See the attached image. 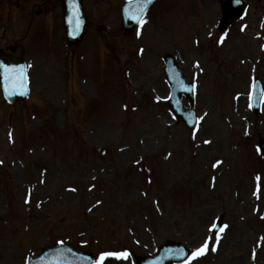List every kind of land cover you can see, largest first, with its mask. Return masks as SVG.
Listing matches in <instances>:
<instances>
[{"label": "rangeland", "instance_id": "374dc122", "mask_svg": "<svg viewBox=\"0 0 264 264\" xmlns=\"http://www.w3.org/2000/svg\"><path fill=\"white\" fill-rule=\"evenodd\" d=\"M124 1L83 0L91 27L71 46L61 0H53L46 31L56 23L59 31L31 32L24 43L30 99L8 104L0 88V264H26L59 242L91 251L95 260L127 251L126 259L103 264H135L166 240L192 251L207 241L188 264H264V179L260 197L252 189L253 175L264 176L257 148L264 108L255 115L247 106L252 78L264 85V0H250L248 15L223 43L220 0H158L131 36L120 29ZM11 2L20 8L13 24L1 19L0 47L23 34L33 13L25 2ZM165 51L199 83L196 134L163 100ZM105 88L109 112L87 111ZM82 107L86 113L78 114ZM220 214L227 227L217 242L211 232Z\"/></svg>", "mask_w": 264, "mask_h": 264}, {"label": "water", "instance_id": "95a60500", "mask_svg": "<svg viewBox=\"0 0 264 264\" xmlns=\"http://www.w3.org/2000/svg\"><path fill=\"white\" fill-rule=\"evenodd\" d=\"M65 1H66L65 21L67 28L66 31H68L69 34V42L76 43L82 39L86 31V23L84 21L85 18L84 16L82 18V14L80 10L81 1L80 0H65ZM233 6L234 7L236 6L237 8L236 7L234 8ZM135 7H136L135 5H130L129 3L127 4V6L123 7L124 8L123 27L126 28L127 30H131L132 27H134L136 24L130 18L131 13L135 11ZM148 7L149 6L147 5L145 11L147 10ZM243 9H244V4H242V2H240L239 4L235 3L233 5L228 3V5L225 8L226 17H225L224 25H226L230 21L232 22V20H234L235 18L240 17ZM237 11L238 13L234 17ZM172 61L173 60L170 57L167 59V66H168L167 73L170 81L172 82V89H173L171 102L174 106V109H176V111H179L180 105H179V99L177 98H178L179 90L183 86V84H181V81H183V79L181 78L180 72L177 71ZM0 65L3 66V68H0V73L2 76V81L5 85L4 87H5V91L7 92V97L10 100H14L16 96L24 97L27 93L26 89H24L22 92L17 93L16 96L8 92L9 83H13V82L6 79L8 72L5 71L6 69L18 70L21 66L12 65L8 67L3 64ZM192 113H188L187 115L186 114H182V115L186 117L185 119H187L188 122H190L191 118L192 119L194 118ZM190 123L191 125H194L193 121ZM179 249H181V246L164 247L163 250L159 252V254H157L153 258H150L149 260H146L144 264H166L171 260H178V258H183V256L175 255L174 254L175 252H173ZM43 252L44 253L38 258L30 259V262L28 263L29 264H87L90 261L89 256H86L84 253H80L77 250L75 251L70 247L65 248L63 246H57L50 249H46ZM185 252L186 251H184V254Z\"/></svg>", "mask_w": 264, "mask_h": 264}, {"label": "snow or ice", "instance_id": "6c2138e0", "mask_svg": "<svg viewBox=\"0 0 264 264\" xmlns=\"http://www.w3.org/2000/svg\"><path fill=\"white\" fill-rule=\"evenodd\" d=\"M130 5H135V11H133L130 15V18L138 25H142L145 21L143 20V13L145 11V8L147 5L152 3V0H128ZM235 2L237 4L240 3V0H235ZM127 11V9H126ZM243 30V28H242ZM139 31H137V35H139ZM223 40V37H221V41ZM0 68H3L2 65H0ZM6 72H8L9 74L6 76L7 80H10L13 82V85L17 88H23L24 84H25V80H24V73H23V67H20L18 70H5ZM254 87V85H253ZM251 100H252V92L250 91L249 93V107L252 106L251 104ZM202 119V117L200 118ZM205 143H208V141H205ZM259 150V147H258ZM217 163H220L219 161H217ZM213 167H215V165H213ZM257 180H259V177H257ZM74 190V189H73ZM259 191V186L257 188V192L254 193V195H256ZM27 202V200H26ZM213 227H215V225H213ZM224 227H227L226 225ZM220 231H223V228L220 229ZM217 242L219 241V234L217 233L216 236ZM62 243V242H61ZM207 247V241H205V244L201 246V248L195 249L192 251V253L185 257V264H188V261H190L191 259L203 254V252L205 251ZM213 251H215V247L212 248ZM175 255H179V256H184V250L183 249H179L176 250ZM128 256L127 251L124 252H105V253H101L99 255V257L94 261V264H103V262L105 261L106 258L108 257H112L115 259H126Z\"/></svg>", "mask_w": 264, "mask_h": 264}]
</instances>
